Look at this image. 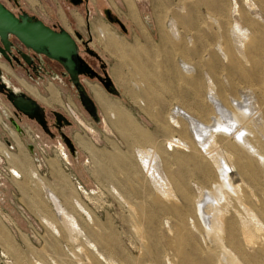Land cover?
<instances>
[{"label":"rangeland","instance_id":"374dc122","mask_svg":"<svg viewBox=\"0 0 264 264\" xmlns=\"http://www.w3.org/2000/svg\"><path fill=\"white\" fill-rule=\"evenodd\" d=\"M0 1L47 25L59 11L81 16L82 36L68 32L94 72L79 80L96 107L83 103L61 63L9 37L13 62L0 53V84L33 98L46 127L0 90V119L11 126L0 121V264H264V168L239 180L229 165L232 143L264 164V54L255 55L259 66L245 55L264 47V0ZM225 96L242 116L231 112L238 133L219 124L227 117L212 98ZM178 110L208 128L197 135ZM253 126L263 128L262 143ZM230 168L233 188L222 198L215 183ZM211 220L223 227L217 235ZM228 221L236 223L232 237Z\"/></svg>","mask_w":264,"mask_h":264},{"label":"water","instance_id":"95a60500","mask_svg":"<svg viewBox=\"0 0 264 264\" xmlns=\"http://www.w3.org/2000/svg\"><path fill=\"white\" fill-rule=\"evenodd\" d=\"M10 36H13L20 44L34 50L36 53L43 54L61 63L70 73L77 88L81 91L83 103L93 113L96 112L93 101L89 98L79 80V75L86 73L94 74V72L79 57L78 45L72 34L64 29L57 31L42 20H34L27 13L16 15L0 1V40L5 46V48L0 47V51L7 60L12 62ZM22 56L28 63H31L27 54L22 53ZM111 85L112 83L109 79L104 82V86L107 88H110ZM6 89L8 90L7 97L9 101L18 111L30 118L36 119L42 126L46 127L44 111L33 98L24 93H15L8 87ZM32 111H35V113L39 112V116L34 117V113L33 115L31 114ZM56 116L59 122L61 120L67 122L62 114L56 113Z\"/></svg>","mask_w":264,"mask_h":264},{"label":"bare ground","instance_id":"6f19581e","mask_svg":"<svg viewBox=\"0 0 264 264\" xmlns=\"http://www.w3.org/2000/svg\"><path fill=\"white\" fill-rule=\"evenodd\" d=\"M130 1V0H129ZM130 3V2H129ZM129 3H127V4H129ZM131 7V6H130ZM132 8V7H131ZM131 8H129V9H131ZM130 11V10H129ZM133 11H135V10H133ZM129 14H131L130 12H129ZM135 14V13H134ZM131 16V15H130ZM134 16V15H133ZM133 16H132V19H133ZM135 19H136V16H135ZM134 20V19H133ZM174 29V28H173ZM102 30V29H101ZM173 31V30H172ZM175 31V30H174ZM173 31V32H174ZM176 34V33H175ZM112 36V35H111ZM114 37V36H113ZM104 38V37H103ZM108 39H110V37L108 36L107 37ZM106 39V38H105ZM113 39H115V38H113ZM105 42L107 41V40H104ZM109 41V40H108ZM115 41V40H114ZM105 42H103V43H105ZM111 42V41H110ZM112 42H113V40H112ZM176 42V41H175ZM106 44V43H105ZM114 44H115V42H114ZM113 44V45H114ZM123 45H124V43H123ZM122 45V46H123ZM254 45H255V41H253L252 42V44L250 45V46H252V49H253V47H254ZM106 46V45H105ZM109 46V45H108ZM115 46H116V44H115ZM114 46V47H115ZM110 47V46H109ZM120 47V45L118 46V48ZM255 47H257V46H255ZM108 48V47H107ZM117 48V47H116ZM109 49V48H108ZM120 49V48H119ZM118 49V50H119ZM232 49V48H231ZM262 49V48H261ZM114 50V49H113ZM116 50V49H115ZM256 50V51H255ZM255 50H251V52H248V53H246L245 55H246V59L248 58V61H250V59L252 60V62H253V65L254 64H256L257 66H259L260 65V63L258 62L259 60H257V56H255V55H257V54H259V52H260V55H261V57H262V54L261 53H263L264 54V47H263V49L262 50H260V47H257ZM136 51V50H135ZM233 51V50H232ZM229 52V51H228ZM232 55H234V54H232ZM231 56V55H230ZM244 56V55H243ZM250 58V59H249ZM231 59H233V61H235V66L237 65V67H238V65L240 64V62L236 59V57H235V55L233 56V58H231ZM244 60V59H243ZM259 64V65H258ZM257 66H256V68H257ZM187 67V66H186ZM240 67V69H241V66H239ZM238 67V68H239ZM253 67V66H252ZM184 68V67H183ZM258 69V68H257ZM256 70V69H255ZM188 71V70H187ZM0 73H1V71H0ZM88 83V82H87ZM5 87H8L11 91H13V92H15L16 91V89L14 90V89H12V88H10L9 86H5ZM52 88V87H51ZM89 88L91 89V91H92V93H93V95L98 99L97 101H100V102H104V103H106V98L104 99V94L102 93V89L98 86V85H96V84H91V83H89ZM1 89H3V88H0V90ZM53 89V88H52ZM262 89V88H261ZM123 90V89H122ZM219 90V89H218ZM30 91L31 92H35V91H33L32 89H30ZM54 91L55 90H53L52 92V95L54 94ZM51 92V91H50ZM219 92L221 93L222 92V90L220 91L219 90ZM58 93V92H57ZM234 95V94H233ZM54 96V95H53ZM56 96V95H55ZM54 96V97H55ZM212 96H213V94H212ZM57 97H58V95H57ZM105 97H107V96H105ZM228 97V96H227ZM221 98V97H220ZM57 99V98H56ZM107 99H109V98H107ZM213 100H214V104L216 105L215 107H216V112L218 111V112H220L222 115H226V122H224L223 124L222 123H219V124H221V126H222V128H224V129H226V130H228L229 131V133L230 132H232V131H235L234 129H236L237 130V133H238V128H240V127H236V128H234V118L232 117V115H233V113H234V115H236L235 117H237L238 118V116H239V118L241 119L242 118V116L241 115H239V113H238V110H237V108L235 107V104L233 103H231L230 101L231 100H228L227 98H226V96L224 97V98H222V100L220 101V103H218L217 102V100H216V97H213L212 98ZM52 100H53V98H52ZM51 100V101H52ZM108 101V100H107ZM112 100H110L109 101V103L111 102ZM218 101H219V99H218ZM244 101H246V100H244ZM115 102V101H114ZM117 103H119L118 101H117ZM240 103V102H239ZM242 103V102H241ZM106 104H108V103H106ZM111 104H113V103H111ZM116 104V103H115ZM114 105V104H113ZM113 105H111V107L113 106ZM118 105H120V103L118 104ZM117 105V106H118ZM242 105V104H241ZM102 106V105H101ZM104 104H103V108H104ZM115 106V105H114ZM244 107H245V105H244ZM248 107V106H247ZM250 107V106H249ZM102 108V109H103ZM109 108V107H108ZM113 109L114 108H116V106L115 107H112ZM119 108H120V106H119ZM122 108V107H121ZM209 108V107H208ZM235 108V109H234ZM240 108H241V106H240ZM111 109V108H110ZM109 109V110H110ZM112 109V110H113ZM233 109V110H232ZM104 110H105V108H104ZM108 110V109H107ZM121 110H123V109H121ZM213 110H215V109H213ZM71 111V110H70ZM119 111V110H118ZM250 111V110H249ZM72 112V111H71ZM104 112H106V111H104ZM113 111H111V113H112ZM123 111H119L118 113H122ZM125 112V111H124ZM215 112V111H214ZM217 112V113H218ZM231 112H233L232 114H231ZM260 112V111H259ZM33 113H34V117H37V115L39 116V112H36L35 113V111H32L31 112V114L33 115ZM108 113H110V111L108 112ZM114 113H115V110H114ZM114 113L112 114V116H113V118H115L114 117ZM178 113V114H177ZM177 116H179V117H182V118H185L189 123H190V125H191V127L195 130V132H196V134L197 135H200L201 133H203L204 132V130H206L208 127V125L206 126V124L207 123H202V121L200 122L199 120H197L195 117H192L190 114H188L187 112H185V111H181V110H178L177 111ZM264 113V112H263ZM117 114V113H116ZM125 114V113H124ZM214 114V113H213ZM107 115V114H106ZM109 115V114H108ZM123 115V114H122ZM110 116V115H109ZM112 116H110V117H112ZM119 116V115H118ZM121 116V115H120ZM124 116V115H123ZM125 117H126V114H125ZM124 117V118H125ZM109 118V117H108ZM112 118V119H113ZM119 118V117H118ZM121 119H122V116L120 117ZM172 118V117H171ZM238 118V119H239ZM264 118V117H263ZM111 119V120H112ZM117 119V118H116ZM126 119V118H125ZM222 119V118H221ZM111 120H110V122H111ZM120 120V119H119ZM115 121H117V120H115ZM129 121H130V119H129ZM128 121V122H129ZM216 121V120H215ZM222 121H223V119H222ZM239 121V120H238ZM248 121V119L246 120V122ZM253 121V120H252ZM114 122V121H113ZM112 122V123H113ZM124 122H125V120H124ZM116 123V122H115ZM211 123V126H213V123L212 122H210ZM241 123V122H240ZM250 123V124H249ZM248 124L249 125H251L252 124V122L250 121ZM254 123V122H253ZM263 123V122H262ZM241 124H243V123H241ZM255 124V123H254ZM210 125V124H209ZM244 125H247V123H245ZM263 125V124H262ZM248 126V125H247ZM257 126V125H256ZM256 126H253V127H255L254 128V131H255V133H256V135L254 136L255 137V139H259L260 137V135H262V133L261 132H263V128L262 127H256ZM242 127H243V125H242ZM241 127V128H242ZM245 127V126H244ZM243 127V128H244ZM250 127V126H249ZM248 127V128H249ZM264 127V126H263ZM211 128V127H210ZM246 128V127H245ZM215 129V128H214ZM216 130V129H215ZM247 130V129H246ZM211 131V130H210ZM249 131H250V129H249ZM251 131H252V129H251ZM253 131V132H254ZM212 132V131H211ZM247 132H248V130H247ZM207 133V132H206ZM224 133V132H223ZM234 133H236V132H234ZM250 133V132H249ZM205 134V133H204ZM251 134V133H250ZM79 135V134H78ZM208 135V134H207ZM218 135V134H217ZM224 135V134H223ZM244 135V134H243ZM246 135V134H245ZM254 135V134H253ZM264 135V134H263ZM80 136V135H79ZM203 136H205V135H203ZM202 136V137H203ZM214 136V135H213ZM221 136V135H220ZM248 136V135H247ZM250 136V135H249ZM76 137V136H75ZM83 138H84V136H82ZM199 137V136H198ZM201 137V136H200ZM206 137V136H205ZM212 137V136H211ZM223 137V136H222ZM228 136H226V138H227ZM242 137V136H241ZM253 137V136H252ZM77 139L79 138V137H76ZM75 138V139H76ZM204 138V137H203ZM213 138V137H212ZM242 138H244V137H242ZM241 138V139H242ZM86 139V138H85ZM215 138H213V140H214ZM218 139H219V137H218ZM217 139V140H218ZM228 139V138H227ZM227 139L225 140V141H227ZM249 139V138H248ZM80 140V139H79ZM88 140V139H87ZM206 140H207V138H206ZM224 140V139H223ZM229 140H230V138H229ZM253 140V139H252ZM84 141H86V140H84ZM202 141V140H201ZM204 141V140H203ZM219 141H221L220 139H219ZM218 141V142H219ZM235 141V140H234ZM233 141V142H234ZM247 141H249V140H247ZM251 141V140H250ZM79 142H81V140L79 141ZM87 142V141H86ZM213 142V141H212ZM254 142H255V140H254ZM257 142V141H256ZM255 142V143H256ZM259 142V141H258ZM260 142H261V138H260ZM259 142V143H260ZM89 143H90V141H89ZM203 143V142H202ZM220 143V142H219ZM219 143H217V144H219ZM235 143H237V142H235ZM239 143V142H238ZM251 143V142H250ZM262 143V142H261ZM79 144V143H78ZM81 144H83L84 145V143H81ZM212 144V143H211ZM213 144H215V143H213ZM223 144H224V142H223ZM243 144V143H242ZM245 144V143H244ZM244 144H243V146H244ZM247 144H248V142H247ZM247 144H246V146H247ZM254 146H255V144L254 143H252ZM262 144H264V143H262ZM87 145V144H86ZM92 144H90V146H91ZM199 145V144H198ZM221 144H219V146H220ZM240 145V144H239ZM252 145V146H253ZM0 146H2V145H0ZM89 146V147H90ZM209 146V145H208ZM233 148V150H234V152H232L233 153V155H231L232 157L230 158V163H229V165H231L232 167L234 166V167H236L237 168V170H238V172L239 173H237L239 176L238 177H240L239 178V180H242V179H244V178H242V176L245 174L246 176H248V175H251V176H255V175H257V172H258V170H260V168L262 169V168H264L263 166H264V164H260L259 162L257 163V161L258 160H256V156L257 155H253V154H251L250 152L248 153V152H246V149H244V148H241V147H243V146H237V144L236 145H233V143H232V145H231ZM251 146V145H250ZM259 149H258V152L260 151V152H262V153H260V154H262V156H264V145H261V144H259ZM210 147V146H209ZM216 147H218V146H216ZM216 147H214V148H216ZM256 148H257V145L255 146ZM255 147H253V148H255ZM4 148V147H3ZM82 148H84L85 149V147H82ZM93 148V147H92ZM208 148V147H207ZM219 148V147H218ZM228 148V147H227ZM226 148V149H227ZM87 149V148H86ZM225 149V150H226ZM251 149V148H250ZM6 150V149H5ZM89 150H90V148H89ZM211 150V149H210ZM215 149H213V151H214ZM239 150H240V152L242 153V154H240V153H237V152H239ZM213 151H211V152H213ZM235 151H237V152H235ZM249 151H251V150H249ZM253 151H254V149H253ZM21 152V151H20ZM91 152V151H90ZM199 152H201V151H199ZM198 152V153H199ZM210 152V153H211ZM224 152V151H223ZM230 152V151H229ZM4 153H6V151L4 152ZM9 153V152H8ZM209 153V152H208ZM221 153H222V151H221ZM220 153V154H221ZM21 155H22V153H20ZM202 154V153H201ZM224 155H225V153H224ZM223 155V156H224ZM234 156V157H233ZM261 155H260V157H262ZM5 157H6V155H5ZM19 157V156H18ZM263 158V157H262ZM217 159V158H216ZM258 159V158H257ZM264 159V158H263ZM262 159V160H263ZM227 162V161H226ZM229 162V161H228ZM216 163V162H215ZM225 163V162H224ZM223 162H222V164H224ZM221 164V165H222ZM227 164V163H226ZM206 166V165H205ZM222 168V167H221ZM229 168V167H228ZM206 169V168H205ZM230 169H232V168H230ZM220 170V169H219ZM221 173H220V175H221V177H222V179H218V182H216L215 184V186L217 187V193L216 194H218V195H221V197L223 198L224 196H222V195H224V192L223 191H225V190H223V188H226V186L228 187H230V188H233V185H231L230 184V180L231 181H233L234 180V178H233V176H234V173H235V171H233V169H232V171H231V174L232 175H227V173H225L224 171H222V169H221V171H220ZM236 174V173H235ZM237 176V175H236ZM220 178V177H219ZM228 182H227V181ZM215 190L216 189H214V192H215ZM209 193H211V192H208V194ZM221 193V194H220ZM214 193H212V195H213ZM215 194V195H216ZM218 195H217V198H218ZM211 196V195H210ZM220 197V198H221ZM209 198V197H208ZM213 198H215V197H213ZM205 199V198H204ZM214 200V199H213ZM216 200V199H215ZM218 200V199H217ZM216 200V201H217ZM202 201V200H201ZM205 202H206V200H204ZM55 202V201H54ZM219 202V201H218ZM56 203H57V201H56ZM203 204V203H202ZM42 205V204H41ZM65 209V208H64ZM199 209V208H198ZM63 210V209H62ZM61 210V211H62ZM199 212H202V211H199ZM198 213V212H197ZM203 215H204V219L206 218V216H207V213H206V211H204L203 210ZM201 218V217H200ZM199 218V219H200ZM195 219V218H194ZM197 219H198V217H197ZM212 220L210 221V224H211V228L213 229V234L214 235H217V233H218V229H216V228H222L223 229V227H217V226H215V225H212ZM235 225H236V223L234 222V221H228V227H227V233H228V236L229 237H232V235L234 234V227H235ZM3 227V226H2ZM216 230H217V232H216ZM212 231V230H211ZM219 238H220V236H219ZM218 238V239H219ZM214 241H212V243H213ZM215 243V242H214ZM213 243V246L215 245ZM10 252V251H9Z\"/></svg>","mask_w":264,"mask_h":264},{"label":"crops","instance_id":"0c3cea01","mask_svg":"<svg viewBox=\"0 0 264 264\" xmlns=\"http://www.w3.org/2000/svg\"><path fill=\"white\" fill-rule=\"evenodd\" d=\"M89 0H86V2H88ZM68 13H70V15H68ZM92 12L91 13H88L85 14L86 16V30L89 28L91 29V22H90V19H92ZM78 17H81V16H78V13H76V11H72V10H68V12L64 14H62L60 11L57 12V15L56 17L54 16L53 19H52V25L51 23H48L50 24L51 26H55V24H57L58 26H60L61 28H64L66 31H69L70 33H72L73 31L76 32V34H79L80 36H82L81 33L82 30L81 28L78 26V24H80L81 26V22L79 21V18ZM45 22V21H43ZM47 22V21H46ZM45 22V23H46ZM47 24V23H46ZM49 25V26H50ZM31 93V92H30Z\"/></svg>","mask_w":264,"mask_h":264},{"label":"flooded vegetation","instance_id":"af4514ba","mask_svg":"<svg viewBox=\"0 0 264 264\" xmlns=\"http://www.w3.org/2000/svg\"><path fill=\"white\" fill-rule=\"evenodd\" d=\"M0 53H1V55H3L2 54V52L0 51ZM36 59L37 60H40L37 56H36ZM9 62V61H8ZM11 62V61H10ZM12 62H13V60H12ZM11 62V63H12ZM6 65V64H5ZM3 63H1L0 64V67H4V68H7L6 66H5ZM40 67H38V65H37V69H39ZM38 71V70H37ZM22 82V84H23V86L28 90V91H30V89H32L33 91H35L36 92V90L32 87V86H30V85H27L26 84V82L25 81H21ZM4 84L2 83V84H0V88H4ZM7 86V85H6ZM31 92V91H30ZM35 92H31L32 94H35Z\"/></svg>","mask_w":264,"mask_h":264},{"label":"built area","instance_id":"2783aa9c","mask_svg":"<svg viewBox=\"0 0 264 264\" xmlns=\"http://www.w3.org/2000/svg\"><path fill=\"white\" fill-rule=\"evenodd\" d=\"M1 123H3L4 127L11 130V126L8 122H6L5 120L3 119H0Z\"/></svg>","mask_w":264,"mask_h":264}]
</instances>
